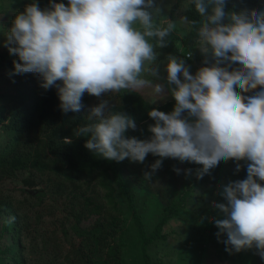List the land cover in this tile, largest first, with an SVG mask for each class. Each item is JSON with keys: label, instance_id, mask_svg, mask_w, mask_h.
Listing matches in <instances>:
<instances>
[{"label": "trees", "instance_id": "obj_1", "mask_svg": "<svg viewBox=\"0 0 264 264\" xmlns=\"http://www.w3.org/2000/svg\"><path fill=\"white\" fill-rule=\"evenodd\" d=\"M61 1L18 0L13 7L26 12L25 26L54 12L66 18ZM183 17L187 31L180 37L170 34L166 23L160 31H121L105 24L99 33L83 34L79 44L66 46L54 37L26 58L23 51L10 49L0 55V66L13 68L18 87L7 109L0 111V258L7 264H31L36 253L52 255V264H123L122 215L134 218L133 229L144 245L166 239L161 229L185 209L190 189L212 185L217 190L235 175L224 157L240 123L233 116L251 107L264 109V0H188ZM188 52L190 58L185 56ZM156 53L167 59L168 68L173 60L184 67L193 65L176 77L183 88L193 80L205 91L201 95L195 90L193 96L176 87L173 95L180 101L202 96L196 104L212 102L227 119L223 131L207 144L209 172L188 184L181 204L163 212L147 237L135 201L144 180L135 165L158 150L165 158L161 143L166 148L171 136L184 132H177L175 125L180 101L172 97L154 104L118 82L148 80L145 64ZM215 81L223 85L219 95L211 89ZM85 82L109 83V91L86 92L81 87ZM227 98L234 103L225 102ZM252 129L264 132V123H252ZM256 149L261 156L253 157L239 175L246 177L256 165L264 171V142ZM178 158L175 154L166 170L174 181L181 177ZM20 173L27 178L19 180ZM147 175L155 177L153 172ZM38 177L64 205L62 216L48 213L53 219L43 233L45 250L33 237L29 246L23 240L31 226L22 212L38 208V223L48 206V193L35 182ZM18 182L24 188L17 189ZM70 231L77 236L75 246L70 244ZM142 264H150L147 255Z\"/></svg>", "mask_w": 264, "mask_h": 264}, {"label": "rangeland", "instance_id": "obj_2", "mask_svg": "<svg viewBox=\"0 0 264 264\" xmlns=\"http://www.w3.org/2000/svg\"><path fill=\"white\" fill-rule=\"evenodd\" d=\"M17 1L0 0V55L6 56V51L10 49L11 53L23 51L26 58L33 51L46 47L54 37L66 46L79 44L83 34L89 31L99 33L105 24H113L121 31L138 28L160 31L166 23L170 34L176 37L183 36L187 31L183 11L188 0H62L66 18L54 12L25 26L22 22L26 12L13 7ZM108 5L111 7L106 9ZM172 8L175 9L173 19H170ZM34 27L36 31L32 33ZM166 61V58L156 53L145 64L148 80L136 83L121 81L118 85L141 92L144 98L154 104H163L172 97L180 101L173 95L176 87L183 94L189 92L194 96L197 84L189 80L183 88L176 77L194 66L184 67L178 60H173L168 68ZM20 64L23 65L22 62ZM13 73L15 71L10 66H0V111L7 109L11 96L18 88L12 78ZM172 81L175 83L172 84ZM81 87L86 92L109 91V83L85 82ZM222 87V83L216 81L211 85L215 95L221 93ZM193 96L180 101L178 105L176 131L184 132L177 137L171 136L170 146L166 148L161 143L165 158L162 151L158 150L154 157L135 165L144 180L142 191L136 192L135 201L147 237L163 212L181 204V192L185 191L188 184L197 176L209 172V166L205 165V152L209 149L207 144L225 126L227 118L216 111L212 102L196 104L198 100L204 99L202 96ZM227 100L230 99L224 101ZM233 117L240 122L237 124L239 130L233 129L232 144L224 157L232 163L230 169L235 170V175L224 181V185L217 190L212 185H196L190 189L184 197L185 209L161 229L166 239L159 238L144 245V240L133 229L134 218L122 215L125 223L121 236L123 264H142L144 255L148 256L150 264H264V171L256 165L245 173L246 177L239 175V171L253 157L261 156L256 146L264 142V132L252 129V123H264V109L251 107ZM202 121L206 123L197 129L193 128V131V123L199 124ZM175 154L179 155L181 172V177L176 181L166 176V170L172 164ZM149 172H153L155 177L148 179ZM23 177L27 178L26 173H20L19 180ZM35 182L38 188L48 193L45 200L48 206L44 210V218L38 223L35 222V210L38 211V208H26L22 212L31 226L29 235L23 234V240L29 246L31 237L35 238L34 242L41 250L44 230L53 219L49 211H56L57 215L62 216L64 205L63 199L49 193L50 188H46L39 177ZM15 184L17 189L24 188L20 182ZM18 194L17 191L15 195ZM69 239L70 244L77 241L74 232H69ZM3 247L1 243L0 249ZM39 254L31 255V264H52L56 261L52 255L43 253L41 257ZM0 264L7 262L0 258Z\"/></svg>", "mask_w": 264, "mask_h": 264}, {"label": "built area", "instance_id": "obj_3", "mask_svg": "<svg viewBox=\"0 0 264 264\" xmlns=\"http://www.w3.org/2000/svg\"><path fill=\"white\" fill-rule=\"evenodd\" d=\"M31 31H32V33H34V32L36 31V28H35V27H34V28H32V30H31ZM190 55H191V54H190V52H188V53H186V55H185V56H186L187 58H190ZM197 92H198L199 94H201V95H202V94H203L205 91H204V89H203V88H200V87H199V88L197 89Z\"/></svg>", "mask_w": 264, "mask_h": 264}, {"label": "crops", "instance_id": "obj_4", "mask_svg": "<svg viewBox=\"0 0 264 264\" xmlns=\"http://www.w3.org/2000/svg\"><path fill=\"white\" fill-rule=\"evenodd\" d=\"M234 100V99H233ZM230 102H231V104H233L234 102L232 101V99L230 98ZM225 124V123H224ZM225 127V126H224ZM224 129V128H223Z\"/></svg>", "mask_w": 264, "mask_h": 264}, {"label": "clouds", "instance_id": "obj_5", "mask_svg": "<svg viewBox=\"0 0 264 264\" xmlns=\"http://www.w3.org/2000/svg\"><path fill=\"white\" fill-rule=\"evenodd\" d=\"M198 88H199V87H198ZM198 88H197V89H198Z\"/></svg>", "mask_w": 264, "mask_h": 264}]
</instances>
